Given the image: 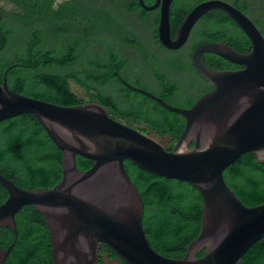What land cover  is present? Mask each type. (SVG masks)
Listing matches in <instances>:
<instances>
[{"label":"water","instance_id":"1","mask_svg":"<svg viewBox=\"0 0 264 264\" xmlns=\"http://www.w3.org/2000/svg\"><path fill=\"white\" fill-rule=\"evenodd\" d=\"M171 1L154 3L160 2L157 37L164 47L182 46L197 18L211 9L223 11L247 35L251 47L239 51L222 40L196 44L191 62L210 88L187 107L119 76L129 88L182 116V129L170 149L111 117L100 103L62 105L12 90L3 72L0 121L31 113L61 151V176L50 187H20L0 172V184L7 191L0 202V225L13 230L12 243L17 233L15 213L27 204L48 228L51 264H96L101 243L128 264H239L247 248L264 237V202L244 204L223 178L224 168L242 153L264 162V36L228 1L201 0L185 13L171 37ZM206 51L240 66L211 67L201 57ZM76 154L90 159L91 165L78 168ZM124 159L146 171L184 180L201 195L200 230L185 245L183 255L165 256L149 244L142 224L143 201ZM11 244L0 248V263Z\"/></svg>","mask_w":264,"mask_h":264},{"label":"trees","instance_id":"2","mask_svg":"<svg viewBox=\"0 0 264 264\" xmlns=\"http://www.w3.org/2000/svg\"><path fill=\"white\" fill-rule=\"evenodd\" d=\"M175 1L172 6L174 12L180 13L189 8L185 3ZM52 3L53 0L48 1V8L51 15L57 18L59 16L53 12ZM89 11L93 18L95 13L107 15L102 9ZM85 15L84 17L87 18ZM17 17L20 27H24L26 19L22 16ZM93 18L92 20L87 18L86 24L81 23L85 37L90 34L89 28L104 27L117 31L126 44L138 46L135 39L114 22L107 20L98 22L93 21ZM225 18L233 24L228 16L225 15ZM219 21H221L219 18L215 19V22ZM177 23V19H171V33ZM233 26L239 37L227 36L224 31L208 28L200 34L202 39L195 42L192 47L206 40H222L236 50L244 51L243 47L246 45L247 39L236 25L233 24ZM0 27L3 25L0 24ZM5 27L0 35V52L8 44L14 28L10 24ZM63 30V26L56 25L52 34ZM40 41V32L34 31L23 44L21 51L14 50L9 59L0 56V81L6 70V82L10 89L57 104L71 105L84 102V100L79 98L69 86V76L75 78L87 93L91 86L96 87L90 81L98 85L106 83L104 78L90 73L93 72L90 69L91 66L102 63L101 60L104 59L102 52L95 51L90 56L83 57L82 78L74 70H66L65 75H62L44 71L39 66L56 65L66 69L69 64L75 61L76 43L68 44L65 55L60 56L57 49L49 50L47 53L44 48L38 46ZM105 47L108 55L116 62L124 63V60L118 59V53L113 47L107 44ZM190 51L191 48L188 52ZM201 57L205 63L217 69H234L240 66L212 52H203ZM16 61L27 62V67L21 66ZM165 64L174 67L183 66L195 71L190 61L185 63L174 54L165 59ZM94 71L96 72V70ZM152 71L162 84H169L168 93H172L178 87L176 83L167 80L165 74L157 70L154 65ZM209 87L208 84L204 91ZM200 94L188 100L187 103H192ZM136 95L143 99L136 103L130 102L125 108L119 107L117 101L110 95L106 96L98 92L95 99L107 108L113 107L112 112L116 116L141 123L142 132H152L156 136L167 135L169 140L164 147L170 149L182 129L184 123L182 116L161 106L146 95L141 96L138 93ZM192 143L190 141V144ZM75 161L76 166L80 169H86L91 165L90 159L79 154L75 155ZM124 167L143 201L142 224L149 244L155 251L165 256L183 255L185 245L200 230L202 198L199 192L184 180L168 178L146 171L128 159H124ZM0 172L10 177L20 187H50L60 178L61 151L31 113H20L0 121ZM223 178L244 204L255 205L264 202V162H258L252 153H242L227 165L223 170ZM6 195V189L0 184V201ZM14 218L17 233L13 243V230L5 225H0V248L8 247L12 243L0 264H51L49 232L40 213L32 205L27 204L15 213ZM203 251L204 249L199 251L198 255H201ZM104 253L107 257H116L124 264H128L105 243H101L99 246V257L96 264H102ZM239 264H264V237H260L247 248L242 254Z\"/></svg>","mask_w":264,"mask_h":264},{"label":"flooded vegetation","instance_id":"3","mask_svg":"<svg viewBox=\"0 0 264 264\" xmlns=\"http://www.w3.org/2000/svg\"><path fill=\"white\" fill-rule=\"evenodd\" d=\"M11 4L15 6V8L18 10L19 7V0H7ZM156 0H142V3L140 0H123V11L127 15H132L133 19L136 23H144L145 27L138 29L134 28L130 34L138 44V46H134L132 50L129 49L127 46H120L116 47L115 50L118 53V59L124 60V63L121 64L119 61H115L110 55H108L107 49L105 45H103V49L96 48L95 51H100L104 55V59H102V63L96 66H91L90 69H92L93 72H90L91 74L95 73L97 77L104 78L106 80V83L104 85H98L93 81H90L94 86H91L88 90V94L84 87L73 77H68V84L70 87L78 88L79 90L83 91L88 97V100H84V102H97L100 103L95 97L98 95V92L108 96H112L113 99L117 101V104L121 108H125L128 106L130 102L136 103L137 101L143 99L142 97H138L136 93L140 94L141 96H144L145 94L138 92L136 90H133L126 86L120 79L124 78L126 82H128L132 86L141 87L144 89H147L157 96H160L163 100L169 102L170 98H181L186 97L189 94V91L194 87L193 79L186 80V72L187 73H193L196 78L202 81V77L198 74V72L192 71L190 69H186L183 66L180 67H174L166 65L165 63L162 64V60H160V57L157 56L156 53L147 51L144 46L146 44H151L154 46L155 50L158 52L161 51H169V52H178L184 49L186 43L191 39L192 45L195 44V42L200 41L202 39L201 33L206 29H215V30H221L224 31V34L227 36H237L239 37L236 32L235 27L236 25L233 21V24L230 23L225 18V13L219 12L217 9H211L203 13L200 17L197 18L195 23L193 24L192 28L190 29L188 38L186 42L176 48V49H169L164 47L158 37H157V26H158V19H159V10H160V2L157 5H154ZM201 0H177L179 3H185L189 6L186 11L174 12L172 9V6L176 2L175 0H172L169 6V24L171 29V19H177L178 23L175 27L179 25L181 20L183 19L185 13L190 10L196 3H198ZM238 9H240L242 12H244L253 22L258 26L260 31L262 32L264 36V32L262 30V26H264V12L261 11V4L258 0H226ZM154 5V6H152ZM152 6V7H150ZM174 8V7H173ZM1 10V17H0V24L3 25V27H0V35L2 34L3 30L6 28L5 26L9 25L7 21H5V11L3 7L0 6ZM221 11V10H220ZM225 14V15H224ZM13 19L16 21L15 24L12 26L13 33L12 35L14 38V50L21 51L23 49V44L25 41L30 37V34L34 31H39L41 34V41L39 42L40 47L44 48L47 53H49V50L57 49L58 54L60 56H64L68 47V44H72L73 42L76 43V58L75 61L67 66L66 69L60 68L56 65H50V66H39L40 69L52 72V73H60L62 75H65L66 70H74L76 71V74L79 77H83V72L81 70L82 68V62L83 57L90 56L87 54H84L83 51V40H82V32L80 31V27L76 24L74 27L65 26L64 30L62 32H59L57 34H52V38L45 37V29L42 27V25H35V20L33 21H27L25 26L20 27L19 19L17 17V11H13ZM173 16V18H172ZM227 16V15H226ZM255 17L258 19L256 20ZM220 19L221 21L215 22V19ZM18 23V26L15 27V25ZM32 26L30 29L29 26ZM236 27H238L236 25ZM239 28V27H238ZM174 31L170 35L173 37ZM240 29V28H239ZM97 30V29H96ZM240 31L245 35V38L247 39L246 45L243 47V50H249L251 47V43L247 35L240 29ZM103 35V34H102ZM107 39V38H106ZM91 41V40H89ZM191 45V49L193 48ZM138 49V50H137ZM189 49L185 51L186 57L188 58V61L191 62L190 58V52H188ZM94 51V52H95ZM93 52V53H94ZM145 52V53H144ZM97 57V55L95 54ZM179 57L182 59V55H179ZM134 60L133 65H131V62ZM18 64H20L23 67H27V62L24 61H16ZM150 62V64H149ZM192 64V62H191ZM154 67L159 70L160 72H163L165 74V77L167 80L172 81L176 83L178 86L172 93H168L169 91V84H162L157 77L154 76L152 68ZM193 66V64H192ZM194 68V66H193ZM195 69V68H194ZM96 70V72L94 71ZM144 80L148 82V84H145ZM125 88V89H123ZM210 88V87H209ZM208 88V89H209ZM207 89V90H208ZM130 93H129V91ZM204 92V91H203ZM147 96V95H146ZM149 97V96H147ZM152 99L151 97H149ZM154 100V99H152ZM155 101V100H154ZM102 104V103H100ZM191 103H187L186 106H189ZM103 105V104H102ZM107 105H109L107 103ZM104 106V105H103ZM106 110L108 111L109 115L113 118H116L118 120H121L125 122L126 124L133 126V124H138L141 126L142 124L132 120V119H123L122 117H118L115 114H113L112 110L113 107L109 106L107 108L104 106ZM134 127V126H133ZM136 128V127H135ZM141 131V129L139 128ZM7 196V195H6ZM6 198V197H5ZM4 198V199H5ZM3 199V200H4ZM2 200V201H3ZM0 201V202H2Z\"/></svg>","mask_w":264,"mask_h":264},{"label":"rangeland","instance_id":"4","mask_svg":"<svg viewBox=\"0 0 264 264\" xmlns=\"http://www.w3.org/2000/svg\"><path fill=\"white\" fill-rule=\"evenodd\" d=\"M48 1L49 0H19V9L17 10L13 4L8 2L7 0H0V6L3 7L5 11V21H7L10 25L16 23L13 19V11H17V16H22L26 21H33L35 20V25H42L45 29V37L52 38L51 33L54 31L56 25H65L69 27H74L76 24L80 27V31L82 32V40L84 46V54H91L93 53L96 48L103 49V45L107 44L111 47H122L127 46L119 33L114 30H109L104 27L100 28H89L90 34L88 37H85V34L82 30L81 23L86 24L87 18L92 20L91 14H89V10H100L105 11L107 15L101 13H95L93 21L102 22L103 20L114 22L115 25L120 26L125 32L131 33L134 28L138 29L144 28V23H136L133 19L132 15H127L123 11V0H53L51 8L53 12L59 16L55 17L51 15V11L48 8ZM261 4V11L264 12V0H258ZM86 14V15H85ZM87 16L86 17H84ZM98 15V16H97ZM97 16V17H96ZM32 19V20H29ZM257 20L258 18L255 17ZM18 26V23L15 27ZM30 29L32 26H29ZM97 29V30H96ZM262 30L264 32V26H262ZM103 34V35H102ZM14 36L11 35L8 44L5 48L0 52V56H3L5 59L11 58L14 52ZM107 38V39H106ZM91 40V41H89ZM192 45V40L190 39L184 49L178 52H169V51H161L158 52L155 50L154 46L151 44H146L144 48L147 51H151L157 54L162 60V64L165 63V59L167 57L182 55V60L185 63H188V58L186 57L185 51L189 49ZM130 46V45H129ZM134 46H130L129 49L132 50ZM128 48V46H127ZM132 48V49H131ZM135 48V47H134ZM138 50V49H137ZM102 51V50H100ZM170 55V56H169ZM134 60L131 62L133 65ZM150 64V62H149ZM164 65V64H163ZM186 80L193 79L194 87L189 91L188 96L181 97V98H170L169 102L177 105V106H186L187 101L194 98L197 94L202 93L208 86V82L205 80H199L194 76L193 73L185 74ZM145 84H148L146 80H144ZM74 93L83 100H88V97L83 91L79 90L78 88L71 87ZM134 127L137 129L141 128L138 124H133ZM144 132V131H143ZM145 134L149 135L150 137L159 141L163 146H166L169 140L167 135L156 136L152 132H144ZM116 258V257H114ZM118 259V258H117ZM119 260V259H118ZM120 261V260H119ZM121 262V261H120ZM124 264L123 262H121Z\"/></svg>","mask_w":264,"mask_h":264},{"label":"crops","instance_id":"5","mask_svg":"<svg viewBox=\"0 0 264 264\" xmlns=\"http://www.w3.org/2000/svg\"><path fill=\"white\" fill-rule=\"evenodd\" d=\"M102 264H122L117 258L114 257H107L104 253L102 255Z\"/></svg>","mask_w":264,"mask_h":264}]
</instances>
